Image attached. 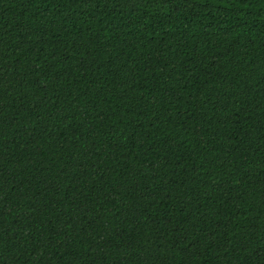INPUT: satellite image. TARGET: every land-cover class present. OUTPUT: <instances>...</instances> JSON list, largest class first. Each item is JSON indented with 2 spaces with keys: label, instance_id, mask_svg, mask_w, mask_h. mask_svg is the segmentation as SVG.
<instances>
[{
  "label": "trees",
  "instance_id": "trees-1",
  "mask_svg": "<svg viewBox=\"0 0 264 264\" xmlns=\"http://www.w3.org/2000/svg\"><path fill=\"white\" fill-rule=\"evenodd\" d=\"M0 264H264V0H0Z\"/></svg>",
  "mask_w": 264,
  "mask_h": 264
}]
</instances>
